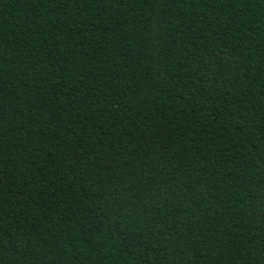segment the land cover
Here are the masks:
<instances>
[{
	"label": "trees",
	"instance_id": "1",
	"mask_svg": "<svg viewBox=\"0 0 264 264\" xmlns=\"http://www.w3.org/2000/svg\"><path fill=\"white\" fill-rule=\"evenodd\" d=\"M0 264H264V0H0Z\"/></svg>",
	"mask_w": 264,
	"mask_h": 264
}]
</instances>
